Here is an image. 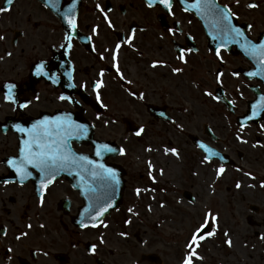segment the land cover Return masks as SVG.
<instances>
[{
  "label": "flooded vegetation",
  "instance_id": "obj_1",
  "mask_svg": "<svg viewBox=\"0 0 264 264\" xmlns=\"http://www.w3.org/2000/svg\"><path fill=\"white\" fill-rule=\"evenodd\" d=\"M193 2L186 0V3ZM217 2L233 6V0ZM249 2L240 0L239 7L233 6V11L239 14L234 22L245 30L247 24H252L253 28L250 32L246 30V34L258 41L264 39V0H256L259 4L256 9L246 8ZM71 3L72 0H59V7L53 8L42 0H14L11 11L0 14V34L5 37L0 41V56H4L0 60V264H168L166 244L172 243L143 229V220L128 212L140 203L142 196H137L135 190L147 182L148 176L146 171L139 173L137 182L134 181L136 174L126 142L141 137H184L202 157L204 152L195 141L225 153L229 168L236 167L238 161L248 165L260 162L264 166V147L252 146L257 141L264 144V133L258 127L264 124V112L257 120L245 122L247 126L242 135L248 143L236 140L237 129L250 113L251 104L264 95V79L246 75L255 70V62L236 44H229L227 50L221 49L223 63L217 60L213 52L219 41L208 35V28L194 9L183 10L180 0L173 2L174 15L168 14L163 6L148 8L145 0H77L75 13L79 26L72 48H62L68 27L61 13ZM97 4L106 11L111 9L108 16L113 29L108 27ZM0 7H8L6 0H0ZM92 26H98L99 31L92 40L96 52L91 51L87 41L92 35ZM168 27L177 30L174 37L167 33ZM130 28L137 30L134 47L140 51L127 46L120 50L121 70L132 81L127 85L116 78L111 53L104 49H111ZM178 48L194 49L186 53L187 64L176 59ZM6 52L12 55L9 57ZM101 53L104 60L99 59ZM153 60L167 61L168 67L152 69L149 65ZM40 61L45 63V71L58 77L57 84L33 74L34 65ZM176 66L183 67L184 71L172 73L171 67ZM101 69H104L105 87L100 92L106 108L96 101L92 89ZM68 71L72 72V80L64 75ZM217 71L224 73L220 85L215 81ZM232 72L240 75L233 76ZM9 82L17 85L15 92L19 101H33L28 108L19 109L3 99V85ZM70 84L75 87H69ZM81 84L87 87L81 88ZM126 88L143 93L144 99L129 95ZM205 90L220 96L219 102L203 95ZM60 94L72 97L73 102L58 100ZM36 95L40 97L38 101L34 98ZM228 100L234 104L226 103ZM64 113L78 123L87 119L94 125L98 140L115 142L126 150L125 155L113 153L105 159V163L120 169L124 181L119 207L102 218L107 228L79 227L85 199L74 185L73 180L79 178L75 173H61L48 188L44 205L40 206L39 174L29 168L33 175L21 183L5 163L7 158L18 155L22 134L14 130V124L29 127L44 116ZM170 120L183 125V131ZM141 126L144 132L137 137L133 131ZM70 145L78 154H93L92 147L85 143L72 141ZM213 161L219 163L218 159ZM254 210L252 220L261 228L264 208L256 204ZM128 219L130 224L125 223ZM29 224L31 228L27 227ZM22 232L27 235L17 239ZM120 232L128 235L120 237ZM101 234L103 244L99 242ZM260 234L257 230L256 235ZM92 244L97 245L94 254L89 251Z\"/></svg>",
  "mask_w": 264,
  "mask_h": 264
},
{
  "label": "snow or ice",
  "instance_id": "obj_2",
  "mask_svg": "<svg viewBox=\"0 0 264 264\" xmlns=\"http://www.w3.org/2000/svg\"><path fill=\"white\" fill-rule=\"evenodd\" d=\"M8 7H0V14L10 12L11 5L14 3V0H6ZM49 0H46V6ZM77 0H72L71 5L61 13L64 22L68 27V31L64 35V40L66 44H62L61 47H67L68 49L72 48V40L74 34L78 29V18L75 13ZM148 8H153L157 5L163 6V8L170 15H174L172 12L174 0H145ZM180 3L184 5L183 10L185 12L189 10H195L196 15H198L204 22L205 26L208 28V35L212 37L213 40L219 41L216 45V48L213 52L214 56L223 63V56L221 55V49L227 50L229 44H236L240 47L243 53L251 58L255 62V70L248 71L246 75L249 78L260 77L264 79V39H259L258 41H253L246 34L253 28L252 24L246 25V30L238 26L234 21L239 19V14L236 11H233L234 7L240 6V0H233V6L228 4H220L217 0H194L193 3H186V0H180ZM53 8L59 7V0L51 3ZM248 9H256L259 7V4L256 0H250L249 3L245 5ZM96 8L103 15L105 22L107 23L110 29L114 28V25L111 19L108 16V12L101 7L100 4L96 5ZM191 23V21H189ZM144 29H141L143 31ZM136 28H130L128 34L123 38L118 40L111 49L105 48L104 52L111 53V67L115 70L116 78L122 81L124 84L131 85L132 81L127 79L124 75V72L121 70L119 62V53L122 46H127L133 48L135 51L139 52L140 50L134 47V41L136 38ZM176 29L172 27L167 28V33L174 37L176 35ZM91 36L87 37V41L91 44V51L96 52L95 44H92L93 37L99 35L98 26H92ZM4 36L0 34V41L4 40ZM163 37L161 36V39ZM194 49L191 48H178L176 59L181 62V64H187L188 60L186 59V53H192ZM210 51H212L210 49ZM7 56H11V52H6ZM140 55H143L140 52ZM4 56H0V60H3ZM99 59L104 60L105 57L101 53L99 54ZM168 67V62L164 60H153L149 67L155 69L157 67ZM171 72L174 74H179L184 71L183 67L176 66L171 67ZM33 74L37 77L43 76L47 77L52 84H57L59 82L58 77L54 74L50 75L49 72L45 71V63L40 61L34 65ZM65 76L69 80H72L73 75L71 71L65 72ZM223 71H217L215 73V81L218 85L222 84L221 77H223ZM231 75L239 76V72H232ZM98 78L95 79L92 83V89L95 93V99L100 104L102 108H106L101 98L100 89L105 87L104 82V69H101L98 74ZM69 87H75V85L70 84ZM81 88H86L87 85L81 84ZM5 89V94L3 99L11 104H15L19 109H26L29 105L32 104V100H25L23 102L19 101L16 96L17 85L14 82H9L3 85ZM129 95L134 96L140 100L144 99L143 93H137L131 91L130 88L125 89ZM203 95L210 97L212 100L219 102L221 99L220 96L214 95L212 92L205 90ZM242 95V94H241ZM35 100H39V95H36ZM60 101L73 102V98L60 94L57 97ZM79 103V101H75ZM226 103L232 105L233 101H226ZM187 111V109H185ZM264 112V95H261L259 99L251 104L250 113L244 117V121L240 123V127L236 132V140L240 143L247 144L248 141L244 139L242 135L244 128L247 126L246 121H255ZM161 116H164L165 113H161ZM99 118V117H97ZM171 123L176 125V128L180 131H183V125L177 124L174 120H170ZM105 125L109 121H104ZM17 133L22 134L19 140L18 146V155L15 157H9L6 159V165L14 170L16 176L19 178V181L27 180L33 175L29 168L34 169L39 174V204L40 206L44 205V196L48 188L56 181L57 177L61 173H68L72 175L75 173L76 176L80 179V188L82 189V195L87 200V206L83 209L81 216L83 219L79 221V227L84 228H98L103 227L107 228L108 224L102 219L105 216V213L109 212V209L114 208L113 197L115 190L120 184L117 171L111 167L106 166L100 160L90 159L87 155L77 154L72 150L70 146V140L75 137L76 139H81L86 137L89 131V126L87 124L78 123L72 119L71 115L68 113L57 114L54 116H44L43 118L35 120L29 127H25L20 123L14 124L12 126ZM261 133H264V124L258 125ZM144 132V127H139L134 135L139 137ZM253 147L261 146L264 147L260 141H257L256 144L252 145ZM198 147L203 150L205 153L201 163H211L212 158L219 157L220 160H224L219 152L204 144L203 142L198 144ZM145 151H152V148L149 146ZM164 155H172L177 158L180 156V152L176 147H163L161 149ZM106 153H117L119 155H125L126 150L123 147L119 149L114 148L106 143H98L95 145V156L102 158ZM149 169V177L155 182V177L152 175L153 164L151 161L147 162ZM237 171H243L240 168L236 169ZM160 174L163 175V169H160ZM226 169L223 164L219 165L214 169V178L218 179L224 175ZM243 175L251 179H255L251 172L244 171ZM5 184L9 181H4ZM241 183L239 180L236 181L235 187L237 189L241 188ZM249 187H255V185H248ZM210 188H213V185H209ZM260 187L264 188V180L260 182ZM136 195L139 196L141 189L137 188ZM163 207V204H161ZM149 211L151 208L149 207ZM128 212L136 215L132 208L128 209ZM218 217L211 210L208 209L203 213L202 222L196 225L190 233L189 238L184 244V254L181 258L180 264H194L195 260H203V257L199 255L197 249L200 246V243L206 239H210L215 236L218 225ZM87 221V222H85ZM126 224L131 223V219L125 221ZM28 228H31L32 225H27ZM41 228L44 227L43 224L40 225ZM27 233L22 232L17 239H20L21 236H26ZM120 237H126L128 234L126 232L118 233ZM224 244L231 248L233 245V240L229 236L228 232H224ZM260 239H264V235L260 236ZM99 242L104 243L103 234H101ZM96 244H92L89 251L90 253H95ZM10 251V250H9ZM47 255V253H45Z\"/></svg>",
  "mask_w": 264,
  "mask_h": 264
},
{
  "label": "rangeland",
  "instance_id": "obj_3",
  "mask_svg": "<svg viewBox=\"0 0 264 264\" xmlns=\"http://www.w3.org/2000/svg\"><path fill=\"white\" fill-rule=\"evenodd\" d=\"M126 144L136 174L134 181L137 182L139 173L146 171L148 176L146 183L138 185L142 199L133 206L135 216L143 220V229L172 243L166 244L167 254L171 256L167 257L168 264H180L186 240L193 228L202 222L203 213L208 209L217 215L218 228L214 237L200 243L197 251L203 260H195L194 264H264V239H260L264 235V216L261 228L248 222L254 216L250 205L259 204L264 208V188L260 187L264 166L260 162L248 165L245 161H238V165L231 168L224 165V175L215 179L214 169L221 164L216 161L201 163V153L184 137H141ZM149 146L152 151H145ZM165 146L176 147L180 152L179 158L164 155L161 149ZM148 161L154 166L152 175L155 182L146 170ZM237 168L243 171H237ZM160 169L166 173L159 174ZM244 171L251 172L255 179L244 176ZM237 180L242 185L239 189L235 187ZM184 191L192 193L195 201H189ZM257 230L261 233L259 236L256 235ZM225 231L233 240L231 248L224 244ZM173 242H179V245Z\"/></svg>",
  "mask_w": 264,
  "mask_h": 264
},
{
  "label": "water",
  "instance_id": "obj_4",
  "mask_svg": "<svg viewBox=\"0 0 264 264\" xmlns=\"http://www.w3.org/2000/svg\"><path fill=\"white\" fill-rule=\"evenodd\" d=\"M44 2H46V0H43ZM52 2H54L53 0H49V2L47 3L48 5H50L51 6V3ZM203 21V20H202ZM203 23L205 24V22L203 21ZM80 123H83V124H87L88 126H89V131H88V134H87V136L86 137H83V138H81V139H76L75 137H73L71 140H70V144H71V141L72 140H77V141H79V142H85V143H87V144H91L92 146H93V149H94V154L93 155H87L90 159H94V160H99V157H96L95 156V145L96 144H98V143H106V144H109L110 146H112V144L111 143H109V142H100V141H97L96 139H94V131H93V126L91 125V124H89L87 121L86 122H83V120H82V122H80ZM199 144V143H198ZM71 146V145H70ZM210 147V146H209ZM72 148V147H71ZM214 149V148H213ZM73 150V149H72ZM214 150H216V149H214ZM217 151V150H216ZM217 152H219V151H217ZM222 156H224V158H225V155L223 154V153H221V152H219ZM78 154V153H77ZM109 154H112V153H106L102 158H100V160H101V162L102 163H104L105 164V162H104V159L109 155ZM214 158H217V157H214ZM219 158V157H218ZM221 162L222 163H227V161H226V158L222 161L221 160ZM106 165V164H105ZM107 166V165H106ZM108 167H110V166H108ZM113 169H115L116 171H117V175H118V177H119V180H120V183L122 182V180H121V178H120V176H121V173H120V171L119 170H117L116 168H113ZM74 184L81 190V192H82V189L80 188V179H76L75 181H74ZM121 186H122V184H119V186L117 187V189L115 190V194H114V208H116L117 206H118V204H119V201H120V194H119V190H120V188H121ZM184 195L190 200V201H193L194 200V198H193V196L189 193V192H185L184 193ZM116 196H117V201H116ZM86 200V199H85ZM87 200H86V205H85V207L87 206ZM253 206H251V209L253 210ZM113 209V208H112ZM109 210H111V209H109ZM249 222L251 223V224H253V222L251 221V220H249Z\"/></svg>",
  "mask_w": 264,
  "mask_h": 264
}]
</instances>
